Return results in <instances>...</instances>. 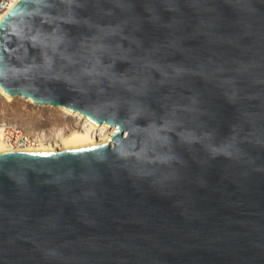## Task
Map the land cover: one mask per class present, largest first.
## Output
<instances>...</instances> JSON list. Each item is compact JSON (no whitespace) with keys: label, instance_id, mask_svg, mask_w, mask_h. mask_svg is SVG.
<instances>
[{"label":"water","instance_id":"water-1","mask_svg":"<svg viewBox=\"0 0 264 264\" xmlns=\"http://www.w3.org/2000/svg\"><path fill=\"white\" fill-rule=\"evenodd\" d=\"M0 88L111 128L0 154V264H264V0H19Z\"/></svg>","mask_w":264,"mask_h":264},{"label":"rangeland","instance_id":"rangeland-1","mask_svg":"<svg viewBox=\"0 0 264 264\" xmlns=\"http://www.w3.org/2000/svg\"><path fill=\"white\" fill-rule=\"evenodd\" d=\"M0 120L16 123L30 134L44 133L46 144L55 141L61 132L67 134L81 126L60 111L49 106H36L20 98L12 102L0 98Z\"/></svg>","mask_w":264,"mask_h":264},{"label":"bare ground","instance_id":"bare-ground-1","mask_svg":"<svg viewBox=\"0 0 264 264\" xmlns=\"http://www.w3.org/2000/svg\"><path fill=\"white\" fill-rule=\"evenodd\" d=\"M15 3L13 4V6L15 5ZM3 17L4 15L0 18V21L3 19ZM0 98L5 99L7 102H12L15 100V98L7 95L1 88H0ZM18 98L23 99L36 106H43L34 103V101H32L30 98H23V97H18ZM49 107H51L56 111H60L71 118H74L78 123L81 124L80 128H75L67 134L61 132L55 141L49 142L47 144L41 143L39 145H28L21 148H12L9 147L6 143L0 142V154L9 153V152H43V151H54L60 149H70V148L81 147L95 142L103 141L106 138V136H110L111 128H109L108 126L105 127L104 124L99 125L98 127L95 128L89 123L90 122L89 118L84 116L82 117V115L79 113L70 112L66 110L64 107H54V106H49ZM0 134H1V130H0Z\"/></svg>","mask_w":264,"mask_h":264},{"label":"built area","instance_id":"built-area-1","mask_svg":"<svg viewBox=\"0 0 264 264\" xmlns=\"http://www.w3.org/2000/svg\"><path fill=\"white\" fill-rule=\"evenodd\" d=\"M17 0H0V18L7 14L14 3ZM15 3V4H16ZM0 142L6 143L12 148H21L28 145H39L41 143L46 144L43 141L44 133L41 134H30L26 132L20 125L0 120Z\"/></svg>","mask_w":264,"mask_h":264}]
</instances>
